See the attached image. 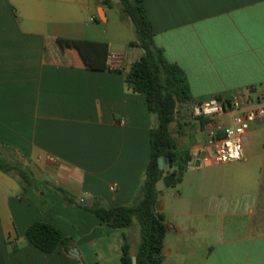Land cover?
Listing matches in <instances>:
<instances>
[{
	"label": "crops",
	"instance_id": "0c3cea01",
	"mask_svg": "<svg viewBox=\"0 0 264 264\" xmlns=\"http://www.w3.org/2000/svg\"><path fill=\"white\" fill-rule=\"evenodd\" d=\"M143 3L156 46L185 72L195 100L264 90V0ZM111 21L95 0H0V157L19 159L32 180L0 170V264H122L124 235L137 251L138 223L115 230L87 208L135 204L157 125L146 96L107 69L109 54L133 64L144 52L110 33ZM86 41L108 45L104 69L92 67ZM196 105L181 106L171 125L190 161L163 191L162 264H264V118L250 123L241 161L195 167L212 153L215 128ZM38 221L71 238L79 256L33 246L26 232Z\"/></svg>",
	"mask_w": 264,
	"mask_h": 264
},
{
	"label": "trees",
	"instance_id": "16d2710c",
	"mask_svg": "<svg viewBox=\"0 0 264 264\" xmlns=\"http://www.w3.org/2000/svg\"><path fill=\"white\" fill-rule=\"evenodd\" d=\"M117 1L122 18L133 26L137 36L131 46L144 51L141 58L133 63L126 79L134 91L146 96L148 109L156 117L157 125L151 130L147 178L140 188L135 204L110 207L103 206L97 200L87 208L115 230L124 231L136 222L139 224L140 242L135 254L132 253L127 236H123L122 264H133L134 256L137 264H162L167 225L163 214L160 213L157 216L155 209L158 201L156 185L164 177V171L159 168L158 160L161 157H169L173 164L178 162V167L174 169L173 186L182 182L190 156L188 152L178 151L171 125L181 106L186 103H198V101L192 96L185 72L168 61L163 50L156 46L155 31L143 0ZM101 4L107 7L115 6L113 0H102ZM82 47L93 68H105L101 59H106L108 54L106 43L86 41ZM0 170L7 174L16 171L22 180L30 187L32 186L30 173L26 169L15 166L1 157ZM26 236L33 246L44 253H53L61 245L68 253H71L73 249V240L65 237L61 230L46 222L38 221L32 224Z\"/></svg>",
	"mask_w": 264,
	"mask_h": 264
},
{
	"label": "built area",
	"instance_id": "2783aa9c",
	"mask_svg": "<svg viewBox=\"0 0 264 264\" xmlns=\"http://www.w3.org/2000/svg\"><path fill=\"white\" fill-rule=\"evenodd\" d=\"M131 64L124 56L109 54L107 69L129 73ZM248 94H234L229 98L212 97L201 100L196 105L199 115L208 119L214 125L209 132V145L212 153L195 162V167L219 165L241 161L244 157L245 136L252 121L264 118V90ZM229 117V127L223 129L221 119ZM224 130V136L219 133ZM114 187L112 188V190Z\"/></svg>",
	"mask_w": 264,
	"mask_h": 264
},
{
	"label": "rangeland",
	"instance_id": "374dc122",
	"mask_svg": "<svg viewBox=\"0 0 264 264\" xmlns=\"http://www.w3.org/2000/svg\"><path fill=\"white\" fill-rule=\"evenodd\" d=\"M119 9H120L119 6L117 7L116 5L113 7H107V12L111 16V19H115V24L113 21H111V23L108 26L110 33H114V34L118 35L119 39L132 38V40H136L137 36H136V33H135L133 26L130 24L131 29L128 30V29L124 28L123 24L121 23L122 14H121ZM6 159L9 161V163L22 168L21 167L22 166L21 161L19 159H15V158L13 159L11 156H9V158H6ZM222 167H223V165L219 164V166H216L215 169H221ZM30 171L33 174H39L40 173V170L36 166H30ZM11 174L18 177V172H16V171H12ZM174 189H176V187H174ZM137 239H138V237H137Z\"/></svg>",
	"mask_w": 264,
	"mask_h": 264
},
{
	"label": "water",
	"instance_id": "95a60500",
	"mask_svg": "<svg viewBox=\"0 0 264 264\" xmlns=\"http://www.w3.org/2000/svg\"><path fill=\"white\" fill-rule=\"evenodd\" d=\"M97 3H101L100 0H95ZM158 164H159V168L161 170L164 171L165 175L164 177L158 181L156 188L158 190V201L155 205V209H156V215L159 216L161 209H162V198H163V191L165 188H170L175 180V175L171 173V165H173V161L171 158L169 157H161L158 160ZM175 167H178V164L175 163ZM147 178V176H146ZM92 202V199L86 200V201H82V205H90ZM102 205L106 206V204L104 203V201H102ZM72 254L74 256H79L78 250L74 249V251L72 252ZM132 262L133 264H137V259L136 257L132 258Z\"/></svg>",
	"mask_w": 264,
	"mask_h": 264
}]
</instances>
